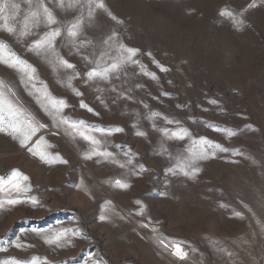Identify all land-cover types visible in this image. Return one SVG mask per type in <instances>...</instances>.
I'll list each match as a JSON object with an SVG mask.
<instances>
[{"label": "rangeland", "instance_id": "rangeland-1", "mask_svg": "<svg viewBox=\"0 0 264 264\" xmlns=\"http://www.w3.org/2000/svg\"><path fill=\"white\" fill-rule=\"evenodd\" d=\"M10 2L20 7L0 18V41L35 73L0 63V80L44 127L24 146L0 131V177H27L14 181L27 191H0V264H261L264 0ZM37 3L56 23L42 8L32 23ZM57 29L54 51L33 49ZM114 62L106 79L89 78ZM43 86L98 144L41 107ZM41 137L49 162L33 154ZM64 230L59 245L46 242Z\"/></svg>", "mask_w": 264, "mask_h": 264}, {"label": "snow or ice", "instance_id": "snow-or-ice-1", "mask_svg": "<svg viewBox=\"0 0 264 264\" xmlns=\"http://www.w3.org/2000/svg\"><path fill=\"white\" fill-rule=\"evenodd\" d=\"M29 3H31V0H29ZM97 7L104 8L103 3H97ZM19 4L11 3L10 0H0V18L7 20L10 17L3 15L6 12L11 11L12 15H15V12L19 9ZM37 10L31 11L29 16L32 19V23H38L41 12L39 9H43V15L46 17L47 23L54 24L56 23L55 18L53 17L52 13L48 10V8L44 7L42 3H37L36 5ZM221 15H226L231 17L233 14L231 12L225 11L222 12ZM115 19V17H113ZM28 27V18L25 19V29ZM4 28L9 32H14L13 27L8 26L7 24L4 25ZM79 30V22L73 24L70 28L67 29L68 35L71 37H76L78 35ZM27 31H24L21 33V35H26ZM60 35V31L53 30L50 33H47L42 39L36 41L33 45V49L39 50V49H51L54 51V40L57 36ZM130 55L128 59H131L133 55H135L136 50L135 49H125ZM0 63H5L9 67L16 68L18 71L23 72L29 80L33 79V74L35 73V69L31 67V65H28L25 61L21 60L19 57L15 55V53L11 52L4 42L0 41ZM59 63L67 68H72L73 65L69 64L67 61L63 59H59ZM119 68V63L114 62L110 66L103 67L100 70H93L90 72L89 78H107L108 74L110 72H114ZM163 70V69H162ZM7 86L5 83L0 80V131H7L11 130V134L14 138L19 136L21 146H24L32 136L36 134V132L44 127V125L39 124V122L35 121L34 117L31 115V113H28L26 110H24L22 107L18 106L17 104H14L10 99L7 98L4 89ZM9 92H11V89H8ZM37 92L39 93V96L37 97V102L41 104V107L44 108L46 112L49 113V115H52L53 118L59 117L60 123L67 124L72 131L81 136L82 138L89 140L92 144H98L99 142L87 135V129L85 126H83V122H73L69 121L66 118L60 117V112L64 107H66V104L63 100H58L55 97H52L50 93L46 91V86H43L41 89H37ZM80 93H77L79 95ZM14 95V93H13ZM42 98V99H41ZM82 106H85L82 104ZM91 110V109H89ZM6 125V127H5ZM116 131H122V129H116ZM138 135H143L142 132H138ZM234 134V133H230ZM179 135V138H183L181 134H174ZM201 145H209L214 146L216 148H220L219 145H212V142L207 140H201L199 142ZM42 144H46V142L43 140V137L40 138L39 141H37V144L34 146L35 151L33 149H29L30 151H33V154H38L42 160H45V162H49L45 159V154L40 151V146ZM222 151H226V149H220ZM104 156H109L110 153H100ZM194 158H205L203 154L197 155L196 152L192 153ZM59 159V158H57ZM61 163H66V161H63L60 159ZM198 171V170H197ZM188 173L185 172V175ZM21 178L23 180H27V177L21 176V174L18 171H13L11 173L10 177H0V191L5 190L6 185H10L12 189H14L16 192H24L27 191L26 187H21V184L18 182H14L17 180V178ZM116 185L125 188L127 187L126 184L122 183L121 181L117 180L115 181ZM18 201L15 199H9L7 201L8 204L14 205ZM33 203H35V200H33ZM139 203V202H138ZM3 206V202L0 201V207ZM101 219H105V217H101ZM68 230H64L62 232H59L55 234L52 237L47 238V243L49 244H58L61 241V239L64 237V233ZM161 244H164V241H160ZM165 247L167 245L165 244ZM175 254L183 259L186 256V253L183 252V250L180 248L179 245L175 246ZM33 264H38L37 261H33Z\"/></svg>", "mask_w": 264, "mask_h": 264}, {"label": "crops", "instance_id": "crops-1", "mask_svg": "<svg viewBox=\"0 0 264 264\" xmlns=\"http://www.w3.org/2000/svg\"><path fill=\"white\" fill-rule=\"evenodd\" d=\"M261 264H264V255H263V259H262V263Z\"/></svg>", "mask_w": 264, "mask_h": 264}]
</instances>
